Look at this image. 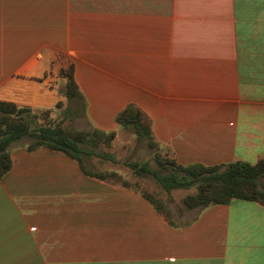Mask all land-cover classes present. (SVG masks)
<instances>
[{
	"label": "crops",
	"instance_id": "0c3cea01",
	"mask_svg": "<svg viewBox=\"0 0 264 264\" xmlns=\"http://www.w3.org/2000/svg\"><path fill=\"white\" fill-rule=\"evenodd\" d=\"M56 52L93 128L116 131L134 103L181 164L264 157V0H0V100L54 107ZM26 144L0 178V264H264V203L184 206L169 221L132 184ZM105 160L82 155L89 171Z\"/></svg>",
	"mask_w": 264,
	"mask_h": 264
},
{
	"label": "trees",
	"instance_id": "16d2710c",
	"mask_svg": "<svg viewBox=\"0 0 264 264\" xmlns=\"http://www.w3.org/2000/svg\"><path fill=\"white\" fill-rule=\"evenodd\" d=\"M54 62L53 58L52 65ZM57 76L63 79L64 90L61 94L66 98L68 106L63 114L56 118L50 116L51 108H33L0 100V178L12 164L10 146L29 136L31 140L26 144L28 150L39 146L60 150L74 157L85 172L129 186L130 183L115 171H89L84 167V154H95L116 161L112 153L96 149L101 143L109 145L115 131H105L97 127L86 130L65 126L63 121L66 118L72 119L73 114L77 112V108L69 107L72 100L78 101L83 108L84 98L74 77L72 60H65L63 57L57 67ZM60 103V100L56 102V106L59 107ZM115 121L123 127L132 128L137 138L146 139L149 146H158L153 138L149 117L134 103L125 105L116 114ZM154 159L161 168L170 167L169 172H159L152 168L147 160L125 163L138 175H153L165 190L194 185L195 192L182 198L187 208L226 203L233 198L264 203V189L259 187V177L264 176V157L254 163L234 160L212 165L181 164L167 154L161 156L157 152ZM141 194L171 221L170 209L162 199L144 190H141Z\"/></svg>",
	"mask_w": 264,
	"mask_h": 264
},
{
	"label": "rangeland",
	"instance_id": "374dc122",
	"mask_svg": "<svg viewBox=\"0 0 264 264\" xmlns=\"http://www.w3.org/2000/svg\"><path fill=\"white\" fill-rule=\"evenodd\" d=\"M54 57V69L56 74V91L58 92V98L56 102L60 100V106H56V102L54 107H52V111L50 112V116L53 118L62 115L66 107L68 106V102L66 98L59 93V89L63 84V79L57 76V67L59 62L62 61L63 57L66 60H70L66 57V55L62 52H56ZM63 54V55H61ZM69 107L77 108V112L73 114V118H66L63 121V124L67 127L73 126L76 128L90 130L93 127L90 126L89 121L85 117L82 107L79 102L76 100H72ZM22 141L29 142L31 138L29 136H25L21 139ZM96 149L110 152L112 153L118 160L115 162L108 161L104 166L111 165L112 169H104L103 171H115L120 174L125 180H127L130 184L135 186L138 189L147 191L153 194L155 197L160 198L164 201V203L170 207L171 218L178 219V208L184 207L182 202L183 196L188 193L195 192L196 188L194 185H190L188 187H178L172 188L170 190H165L164 187L155 179V177L151 174L147 175H138L136 174L125 162L126 161H144L147 160L150 166L161 173H167L170 170V167L161 168L154 159V154L157 152L161 156H165V150L160 148L159 146H149L147 144L146 139H138L133 129L130 127H120L115 131V136L111 140L109 145H105L101 143ZM179 174H182L179 172ZM259 187L264 189V176L259 177ZM172 218V219H173Z\"/></svg>",
	"mask_w": 264,
	"mask_h": 264
}]
</instances>
